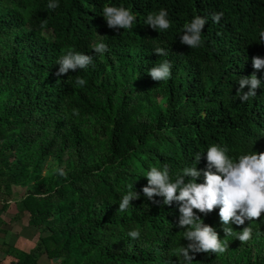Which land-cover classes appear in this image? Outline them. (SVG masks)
I'll use <instances>...</instances> for the list:
<instances>
[{"label": "trees", "instance_id": "trees-1", "mask_svg": "<svg viewBox=\"0 0 264 264\" xmlns=\"http://www.w3.org/2000/svg\"><path fill=\"white\" fill-rule=\"evenodd\" d=\"M47 3L0 0V213L13 202L11 221L26 218L37 233L27 249L3 241L0 264H39L41 254L57 264H177L172 250L187 243L175 223L178 202L141 194L124 212L118 202L131 182L140 191L151 166L166 164L172 175L199 151L203 169L210 144L233 157L264 151V69L251 63L264 56V0H59L54 10ZM105 4L130 9L132 28H109ZM160 8L169 14L164 31L144 24ZM216 12L223 15L213 23ZM194 15L207 18L195 49L179 40ZM97 34L108 45L103 54L91 49ZM69 48L92 55V64L57 76L55 61ZM163 59L171 77L154 81L147 69ZM253 72L262 85L241 102L237 80ZM194 211L224 237L218 206ZM247 224L248 241L225 237L223 253H197L192 264H264V213L231 227ZM133 228L138 239L126 235Z\"/></svg>", "mask_w": 264, "mask_h": 264}, {"label": "clouds", "instance_id": "clouds-1", "mask_svg": "<svg viewBox=\"0 0 264 264\" xmlns=\"http://www.w3.org/2000/svg\"><path fill=\"white\" fill-rule=\"evenodd\" d=\"M59 6V0H48L47 8L54 10ZM223 13L212 14L213 23L220 21ZM102 16L109 28L129 29L135 22V15L132 11L123 6L105 4L102 8ZM207 18L194 15L190 21L182 26L179 35L180 43L188 48H197L202 42L201 29ZM144 24L150 28L160 31L170 27L168 11L160 8L158 11L148 13ZM258 40L264 42V31L258 33ZM92 50L96 54H103L108 51V45L97 34V40L92 44ZM158 56L166 57L168 48L156 46L153 50ZM93 56L78 52L69 48L55 61L58 65L56 75L60 76L70 70L76 72L78 69H85L92 64ZM254 69H264V56L254 55L251 59ZM171 62L168 59L161 60L147 69L148 75L154 81H166L171 77ZM76 84L84 86L86 81L77 77ZM236 97L245 102L249 97L256 96V89L261 87V79L255 72L247 76H239L237 80ZM247 86V91H243ZM75 115V111L73 112ZM204 153L206 165L198 169L196 163L201 158V152H196L189 165L181 167L170 175L166 164L151 166L146 174V184L141 186L140 191L133 188L132 182L118 202V209L121 212L127 211L132 206L131 201L138 199L141 194L148 200L154 196L162 197V203L167 205L171 202H178L179 216L176 220V227L183 229L181 237L187 241L172 250V255L177 257V264H192L197 253L205 254L223 253L228 248V239L225 237L237 238L240 242L248 241L253 235L252 227L244 226L241 231L234 232L232 224L241 225L245 220H255L264 213V151L245 150L236 157L230 156L229 149L225 145L210 144ZM57 174L64 176L63 169L58 168ZM200 178L199 182L197 179ZM218 206V216L221 221L224 237L218 238L215 229L204 223L199 213H206ZM127 237L138 239L141 235L139 229H130ZM180 237V238H181Z\"/></svg>", "mask_w": 264, "mask_h": 264}, {"label": "rangeland", "instance_id": "rangeland-1", "mask_svg": "<svg viewBox=\"0 0 264 264\" xmlns=\"http://www.w3.org/2000/svg\"><path fill=\"white\" fill-rule=\"evenodd\" d=\"M24 192H25V188H18L17 192H16L17 198L21 197ZM9 204H10L9 211H7V212L3 211L2 213H0V218H1V216L6 218V220L4 221L6 223L8 222V224L6 225V228L10 227V229L13 228L14 230L18 231L17 223H13L12 225H11L12 222L10 223L11 217H12V213H13V210H14V209H12L14 203L10 201ZM17 221L18 220H14L13 222H17ZM21 224L26 226L23 229V226L21 225L22 226L21 227V229H22L21 232H23L24 233L23 236H26V238L28 239V240H26L25 248L27 249L28 247H33L35 242H36V240H37V237H36L37 233H34L30 227H27V219L26 218H23L21 220ZM39 264H57V263H56V261L48 260L47 257L45 256V254H41V256L39 257Z\"/></svg>", "mask_w": 264, "mask_h": 264}, {"label": "crops", "instance_id": "crops-1", "mask_svg": "<svg viewBox=\"0 0 264 264\" xmlns=\"http://www.w3.org/2000/svg\"><path fill=\"white\" fill-rule=\"evenodd\" d=\"M6 220V218L2 217L0 218V247L3 246V241H5L8 244H13L14 246H17L18 248H25V243L26 240H28L26 238V236H23V232H21V227L23 226V229L26 227L24 225L21 224V221L18 220L17 222H13L10 221L11 225L13 223H17L18 225V231L14 230L13 228L10 229L6 228V225L8 224V222H4ZM10 225V226H11ZM22 225V226H21ZM4 257V253L2 251H0V259H2Z\"/></svg>", "mask_w": 264, "mask_h": 264}]
</instances>
